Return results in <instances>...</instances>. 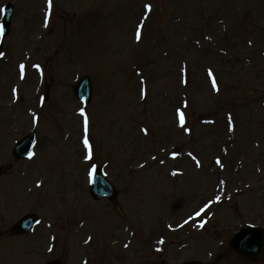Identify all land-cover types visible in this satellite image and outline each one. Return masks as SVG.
Returning <instances> with one entry per match:
<instances>
[{
	"label": "rangeland",
	"instance_id": "rangeland-1",
	"mask_svg": "<svg viewBox=\"0 0 264 264\" xmlns=\"http://www.w3.org/2000/svg\"><path fill=\"white\" fill-rule=\"evenodd\" d=\"M8 3L0 264H264L228 246L264 230V0H0V22ZM95 168L114 200L90 197Z\"/></svg>",
	"mask_w": 264,
	"mask_h": 264
},
{
	"label": "water",
	"instance_id": "water-1",
	"mask_svg": "<svg viewBox=\"0 0 264 264\" xmlns=\"http://www.w3.org/2000/svg\"><path fill=\"white\" fill-rule=\"evenodd\" d=\"M7 16L5 18V32H7L8 20L11 13V7H7ZM4 32V33H5ZM83 89L87 90L86 96H89V82L87 78H84L79 86L76 88V93L79 95L84 94ZM34 139V135L24 138L20 144H18L15 148V153L19 158L23 157L25 153H27L30 149V145ZM98 173V172H97ZM96 173L94 178V184L91 186V194L94 199H99L100 197H107L108 199H113L114 191L112 187L105 182V180ZM36 217L33 215H28L23 217L16 225L15 229L17 233H25L29 232L34 223ZM230 245L237 252L253 258H262V248H263V233L260 229L248 227L247 229H243L238 231L235 236L230 241ZM48 264H59L57 262H50ZM187 264H199L197 262H190Z\"/></svg>",
	"mask_w": 264,
	"mask_h": 264
},
{
	"label": "snow or ice",
	"instance_id": "snow-or-ice-1",
	"mask_svg": "<svg viewBox=\"0 0 264 264\" xmlns=\"http://www.w3.org/2000/svg\"><path fill=\"white\" fill-rule=\"evenodd\" d=\"M51 3H52V0H48V4H49V6H51ZM145 7H146L149 11H151V7H152V6H151L150 4L145 5ZM140 38H141V36H140V32L137 31V33H136V39L139 40ZM0 55H3V53H0ZM20 67H21V70H23L24 65H21ZM36 67H39V65H36ZM211 74H212V73H211V70H209V75H211ZM185 82H186V81H185ZM213 86H214V87L216 86V81H215V79H213ZM217 90H218V88H217ZM81 111L83 112V110H81ZM179 120H180V124H181V126H183L184 123H185V115H184L183 111H179ZM87 124H88V121H87V119H85V131H86V132H87ZM145 132H147V129H145ZM84 145H85V147L88 149V156H86L85 158H86V159H90V158H91V144H90V142H89L87 136H86L85 139H84ZM217 200H219V197H217ZM197 215H200V213H197Z\"/></svg>",
	"mask_w": 264,
	"mask_h": 264
},
{
	"label": "bare ground",
	"instance_id": "bare-ground-1",
	"mask_svg": "<svg viewBox=\"0 0 264 264\" xmlns=\"http://www.w3.org/2000/svg\"><path fill=\"white\" fill-rule=\"evenodd\" d=\"M1 60H3V58H0V61ZM18 66V65H17ZM24 68H25V72L27 73V66H24ZM11 89H12V91H13V88H12V86H11ZM0 152L2 153V156H6L7 154H6V152H4V147L3 146H0ZM0 181H1V179H0Z\"/></svg>",
	"mask_w": 264,
	"mask_h": 264
}]
</instances>
